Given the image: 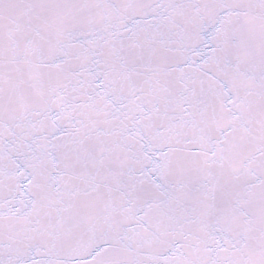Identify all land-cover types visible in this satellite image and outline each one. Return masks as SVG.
Returning <instances> with one entry per match:
<instances>
[{
	"label": "snow or ice",
	"instance_id": "snow-or-ice-1",
	"mask_svg": "<svg viewBox=\"0 0 264 264\" xmlns=\"http://www.w3.org/2000/svg\"><path fill=\"white\" fill-rule=\"evenodd\" d=\"M0 264H264V0H0Z\"/></svg>",
	"mask_w": 264,
	"mask_h": 264
}]
</instances>
